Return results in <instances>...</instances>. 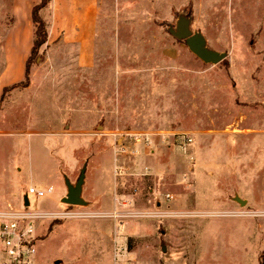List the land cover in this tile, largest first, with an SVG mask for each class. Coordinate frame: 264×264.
<instances>
[{
  "label": "rangeland",
  "instance_id": "1",
  "mask_svg": "<svg viewBox=\"0 0 264 264\" xmlns=\"http://www.w3.org/2000/svg\"><path fill=\"white\" fill-rule=\"evenodd\" d=\"M14 3L0 0V95L25 77ZM180 12L223 61L168 32ZM100 21L89 65L81 48H41L29 85L2 94L0 208L54 187L30 196L52 213L36 223V264H261L264 0H101ZM85 163L88 205H68L65 176Z\"/></svg>",
  "mask_w": 264,
  "mask_h": 264
},
{
  "label": "crops",
  "instance_id": "2",
  "mask_svg": "<svg viewBox=\"0 0 264 264\" xmlns=\"http://www.w3.org/2000/svg\"><path fill=\"white\" fill-rule=\"evenodd\" d=\"M39 1L15 0L14 15L11 17L8 28L17 48H29L28 55L34 38L32 10ZM41 15L48 24V40L42 48L54 46L81 48L80 60L89 65L90 48H97L102 27L101 0H51L48 6L41 10ZM4 48H7L6 38ZM28 55H26L25 63ZM17 82L19 81L6 84L2 88V94L6 87Z\"/></svg>",
  "mask_w": 264,
  "mask_h": 264
},
{
  "label": "built area",
  "instance_id": "3",
  "mask_svg": "<svg viewBox=\"0 0 264 264\" xmlns=\"http://www.w3.org/2000/svg\"><path fill=\"white\" fill-rule=\"evenodd\" d=\"M122 140L131 139L137 143L149 145V138L142 133H115ZM183 143L192 144L193 138L189 134L181 136ZM149 142V143H148ZM123 152L127 149L122 148ZM53 186L37 187L29 186L25 195L29 198V204L20 207L8 205L0 208V264H36L38 254V235L36 223L38 220L51 216V212L35 210L32 208L30 196L38 199L51 195ZM172 196L167 195L170 199Z\"/></svg>",
  "mask_w": 264,
  "mask_h": 264
},
{
  "label": "water",
  "instance_id": "4",
  "mask_svg": "<svg viewBox=\"0 0 264 264\" xmlns=\"http://www.w3.org/2000/svg\"><path fill=\"white\" fill-rule=\"evenodd\" d=\"M193 18L186 12H180L177 16L175 24H168V32L176 39L184 41L189 50L194 53L199 59L207 64H218L223 61L228 53L221 52L211 48L208 44L206 36L201 30L194 31L192 29ZM87 164L85 163L81 169L78 180L72 183L71 180L65 176V182L67 185L66 196L62 198V202L68 205L85 206L88 205V201L83 197V188L86 180ZM235 199L240 204H245L246 200H243L239 196ZM25 204H29V198L24 196Z\"/></svg>",
  "mask_w": 264,
  "mask_h": 264
},
{
  "label": "trees",
  "instance_id": "5",
  "mask_svg": "<svg viewBox=\"0 0 264 264\" xmlns=\"http://www.w3.org/2000/svg\"><path fill=\"white\" fill-rule=\"evenodd\" d=\"M51 0H40L37 4L34 5L32 10V19L34 24V38L33 45L28 55V58L25 63V77L24 80H21L17 83H14L12 86L6 87L3 91L5 93L8 88L23 86L26 87L30 83V69L31 61L39 54L40 49L48 40V24L47 21L41 15V10L48 6ZM3 99V95L0 98V103ZM261 264H264V252L261 255Z\"/></svg>",
  "mask_w": 264,
  "mask_h": 264
}]
</instances>
